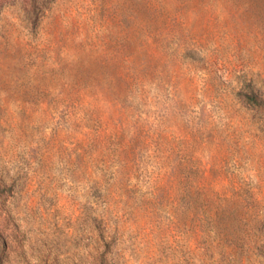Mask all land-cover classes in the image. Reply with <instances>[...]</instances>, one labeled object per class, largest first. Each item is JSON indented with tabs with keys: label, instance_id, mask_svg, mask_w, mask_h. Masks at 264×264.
<instances>
[{
	"label": "rangeland",
	"instance_id": "374dc122",
	"mask_svg": "<svg viewBox=\"0 0 264 264\" xmlns=\"http://www.w3.org/2000/svg\"><path fill=\"white\" fill-rule=\"evenodd\" d=\"M0 264H264V0H0Z\"/></svg>",
	"mask_w": 264,
	"mask_h": 264
},
{
	"label": "trees",
	"instance_id": "16d2710c",
	"mask_svg": "<svg viewBox=\"0 0 264 264\" xmlns=\"http://www.w3.org/2000/svg\"><path fill=\"white\" fill-rule=\"evenodd\" d=\"M250 100L254 103H258V105L262 103L261 101H258L256 98H251Z\"/></svg>",
	"mask_w": 264,
	"mask_h": 264
}]
</instances>
